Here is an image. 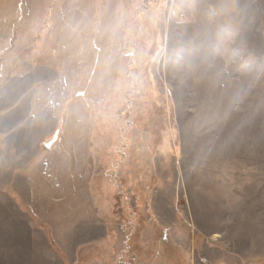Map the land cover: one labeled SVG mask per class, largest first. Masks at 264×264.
Here are the masks:
<instances>
[{"label":"rangeland","instance_id":"374dc122","mask_svg":"<svg viewBox=\"0 0 264 264\" xmlns=\"http://www.w3.org/2000/svg\"><path fill=\"white\" fill-rule=\"evenodd\" d=\"M5 147L0 264H264V0H0Z\"/></svg>","mask_w":264,"mask_h":264},{"label":"crops","instance_id":"0c3cea01","mask_svg":"<svg viewBox=\"0 0 264 264\" xmlns=\"http://www.w3.org/2000/svg\"><path fill=\"white\" fill-rule=\"evenodd\" d=\"M0 151H5V152H7V153H10V152H11V151H10V147H5L4 149H1ZM21 156H22V155H21ZM20 160L23 161L24 158H22V159H21V157L17 158V161H18V162H19ZM21 161H20V162H21ZM20 162H19V163H20ZM26 164H27V160H26ZM22 168H24V166H22ZM26 181H28V180H26Z\"/></svg>","mask_w":264,"mask_h":264},{"label":"water","instance_id":"95a60500","mask_svg":"<svg viewBox=\"0 0 264 264\" xmlns=\"http://www.w3.org/2000/svg\"><path fill=\"white\" fill-rule=\"evenodd\" d=\"M44 145H45L46 147H49V146H50V145H49V144H47V143H45Z\"/></svg>","mask_w":264,"mask_h":264}]
</instances>
